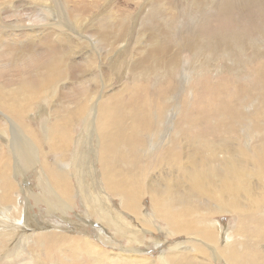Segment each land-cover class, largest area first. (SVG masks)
<instances>
[{
  "label": "bare ground",
  "instance_id": "1",
  "mask_svg": "<svg viewBox=\"0 0 264 264\" xmlns=\"http://www.w3.org/2000/svg\"><path fill=\"white\" fill-rule=\"evenodd\" d=\"M23 1L24 0H16L20 7ZM28 1L31 2L30 0ZM44 1L45 0L42 1L43 5L48 3L47 7L48 5L50 6L49 1L43 3ZM50 1L52 2V0ZM115 1L117 0H112V3ZM189 1V3H191V0ZM13 2L14 0H0V3H2L0 4V19H4L3 11L6 12L5 10L1 9V6H9ZM37 2L39 1H36V4H33L32 0L31 4L37 5ZM56 2L57 1L52 2V5H55ZM83 2L85 1L83 0ZM100 2L101 0H91L90 4L83 8H78V6L66 8H69V10L74 14V18L80 19L83 15H85V17L87 16L86 14H84L86 10L95 7L96 3L99 4ZM135 2L137 3V5L134 12L135 14L137 11L140 13V11L144 10V7L142 6L141 8L140 1L135 0ZM200 2H205V0H192L193 5H197L198 7L202 8V5L204 3L201 4ZM207 2H209V0ZM76 3L81 4L79 0H76ZM159 3L163 5L166 13L165 18L173 15V12L170 11L169 7L167 6L171 3L169 2V0H160ZM229 3L224 4L229 5ZM42 4L39 3L36 8H40ZM54 7L52 9L55 13L56 10ZM225 7H227V5ZM39 8L37 9L39 10ZM101 8H103V6H101ZM128 8L129 7H126L125 9L115 7L114 10L110 8L112 10L109 11L108 9H106L107 16L109 15L110 17L112 15L113 19L122 20L129 13H132L134 15V12H132ZM147 8H149L148 5H146V9ZM12 11V13L9 12L7 14L10 16L5 15L6 18H11V16L19 17L22 14L21 9L19 11L16 7ZM40 11H43V9H41ZM44 14L46 13L43 12V15ZM53 14L52 16L54 17ZM141 15H143V13ZM45 16L42 18L38 17L39 24L37 26L33 25L34 27H26L22 32V34L24 35L23 38L25 36L36 34L33 39H38V45L40 46V48H38L37 50H35L37 45H33L28 41H22V39H16L13 43H8L6 41L7 38L0 41V134L3 137L5 135L9 136V141L12 137V144H8L7 148L6 146L5 148H3V146L0 147V248L4 247L3 242H8L10 240V237H14V235L18 233L20 229V233L23 234L25 238L21 240L19 239L20 241L18 242H23L34 237H36L37 242L40 243L57 238L53 231V228L56 227L54 226L55 224L42 225V223L35 218L37 214H35L33 210L35 209V204H45L46 208L44 209V212H46L48 215L54 212H59V210L60 212H68L69 208H73V193L75 192H73L74 190L70 179L73 178L77 173L83 174V167L80 165L78 159L79 153L81 151L78 148L79 145H76V149L73 153L71 152L72 161H69L71 163L64 162V160L66 159L58 160L57 158L53 162L49 161V155L55 154L57 151H59V147L61 149V152H64L65 150L68 151L71 146H74V141L73 139L71 140L67 131L71 119L79 116L84 117V115L86 114L87 106H90V109L84 118V124L89 128L91 127L94 130V135L97 136L96 143L99 146V157L97 158L100 166H102V168L100 169V175H102V179L99 180V186H93L91 189V191L97 190L99 193L86 196L84 198H89V202L87 204L88 207H91L93 209L99 207L97 209L100 210L99 213L102 216L100 220L102 226L101 228H97V236H99L98 238L101 240L99 242H121L122 237H126L127 234V230L124 229V227L128 224L123 221L124 217H122L123 215H121V211L119 212L112 209L111 203L108 200V198L111 197L110 193L112 195H114V193H116L117 195L120 194L121 204L123 205L124 209L130 210V212L132 213H126L125 211L123 214L131 216L134 222L136 219L140 218L142 222L147 223H144L147 228L139 224L140 229L131 230V232H137L138 234L137 236H132L131 238L129 237L131 239L130 242H144V233L151 232L150 228L156 225L155 219L160 218L163 219L170 227L171 230H169V233L171 235L177 233H188V235L195 236L190 237L189 241L191 240L201 242V244L198 243L193 244L192 247L189 246L188 249L190 251L187 252L186 256H183L181 254L183 251L181 249L182 246H179L181 243H177L173 248L174 251H172L171 253H166V251L162 252V254L158 257L160 263L156 259H153L144 254H137L136 252L141 250H138L135 245H123L122 247H126H121V250L128 252L110 253L113 263L116 264L121 258H126V260L128 259V261L130 259L131 263L133 264H204V262L201 261L202 259L210 261L209 258L211 256L212 258L213 256H216L218 261L224 260L226 264H264V255H261L263 260V262L261 263L260 261H258L260 252H255L253 250L254 244H259V242L264 241V212L263 208H260V206L264 204V147L259 151L257 155L252 156L245 148H242L238 142L233 143L234 146L231 147V143L224 141L221 144L222 147H218L217 144L211 143L210 141H207L205 139L206 143L204 142V144L209 150L208 155L210 157V154H215L214 158H211L210 161L209 157L204 156L203 158L198 159L199 157L194 158L192 157V155H187L185 156L186 158H184L185 161H181V163L178 160L177 156H171L170 159L173 161V167L174 169L177 168V170L175 171L179 174L178 180H174L173 183L166 179H164V181L162 182V180H158L156 178L152 179L150 183H147V185L145 184V186H143L139 181H135V179L133 180L131 178V174L125 173V178H122L121 176L123 174H119V172H121V169L118 163H121L122 165L127 164V167L128 165L129 167H134L135 164L140 161L138 150L140 148H143L142 146L146 144V142L144 143L142 139V134L144 133V131L151 129L150 133L152 134L153 138L151 141V145H149L148 148V151H150L151 153L153 148L155 151V149L159 147V144L157 142H163V145L173 142L172 135H174L173 132L177 127V121L173 123L171 122V126L166 125L168 122H163L165 116L159 119V114H157L156 119L153 115L150 114V112L148 114L144 113V115H141V113L143 112L142 109H138L139 106H134V112L131 116L129 115L126 118L122 115L111 113L110 111L117 110L119 108L117 101L115 102V98L117 97L116 92L118 90H107L111 84L107 81L108 77L103 75L106 71L104 63L101 62L103 58L102 55L104 54L99 56L96 52L89 50L88 53H86L85 51L86 55H82L83 52L79 53L78 51L88 47L86 45L84 46V42L79 39L80 36L83 35V33L76 38L74 37L73 32V34L68 32L69 29L68 31H66V29L64 32V28L66 26H62L63 31L61 33V30H56V27L59 25H56L55 27V25L51 24H56L57 22H55L54 20V22H51L50 20L51 23L48 24L49 21L47 22V20L49 18L48 16L47 18ZM138 17L139 15L137 16V18ZM133 18L135 19V15ZM17 19L15 21H17ZM50 19L52 18L50 17ZM86 19L90 18L87 17ZM151 19L157 21L155 20V18L153 19V15L148 18V14L143 19V21L146 20L150 22L152 21ZM6 20L8 19H5V21ZM6 25H4L3 23L2 27H5ZM21 25L22 24L18 26ZM163 25L164 28L162 27V32H164L165 34L166 32H170L171 27L167 24ZM112 26L110 28H107V26V29L105 28L104 31L99 32L98 38L95 40V43H104L108 48H111V50L107 49L108 51L110 50V52L115 46L119 47V45L124 41V39L122 41L121 39L125 37V34H127L129 30L125 25V22L124 24H115V27ZM2 27L0 26V30L2 29L1 32H3V29L4 31L8 29ZM12 27L14 26H11V28ZM136 28L137 27L133 28V32L137 31ZM56 31H58V33ZM147 31L148 30L143 29L138 33V47L136 46L137 48L135 50H126V60H124V65H126L127 68L126 71H141L143 74H157V72L159 71L162 72L165 76H170L172 72L170 71V69H175V67L179 63L183 65L181 52L184 48L189 49L190 51L195 53V55L199 50H202L204 51V53L211 54L212 56L220 51V49L224 46L228 47V49L230 47L232 51V45L234 44V42L238 43V45L240 44L241 47H244L245 45V38L240 33H234L231 39H226L227 37L225 38L220 35H214L207 42L203 41V39H201L198 34L195 35L190 33L180 36L178 38L177 44L171 45L168 41V34L166 36H163L164 39H161L159 37L155 39V36L152 37L149 33H147ZM84 35L86 36H82L81 39L87 37V34ZM19 37L21 38V36ZM131 37L132 36H130V39ZM77 52L81 55L82 59L76 61L77 56L74 57V55H77ZM129 57L130 59H128ZM5 59H7V61ZM119 63H122V60ZM112 68H115V65H112ZM260 71L261 73L259 74L261 78L263 77L264 80V71H262V69ZM187 80L189 82V79ZM63 81L64 83L65 81H67L65 83V91L59 92L58 86L62 85L60 82ZM178 83V86L177 84L173 85L169 90L166 91V93L162 97L170 101L171 99H174V101L170 103V106L172 108L174 105H176V95L173 94L179 90H186V86H180V82ZM262 87L264 94V84ZM104 97H107L110 100L106 104H104L103 102ZM48 98L53 99L50 104L49 110L46 107L43 108L40 113L42 116L45 115V117L46 114H48L49 116L54 117V120L51 121L50 124H48L47 128L43 126V128L40 129L29 122V119H31L30 117L33 115L32 111L35 108L36 104L40 101L48 102ZM164 103L165 102H163V104ZM107 104H109L108 107ZM250 107L251 106L247 108L249 109ZM176 108L177 106L174 107V109ZM261 109L259 110V112L254 114L249 111H245L243 112L242 116L244 119H247L252 115H256V118L262 117L264 112L262 113ZM170 110L171 109H169V111ZM163 113L166 114L165 112ZM37 114L39 113L37 112ZM41 115L38 116L40 117ZM63 115H65V117ZM151 116H153L154 119H152ZM166 117L169 116L166 115ZM59 118L63 120L60 121ZM263 122L262 120L261 122H257V131L261 132L264 130ZM154 124H156L158 127L157 131H153ZM130 128L137 130L138 135L135 140L131 135L127 136ZM162 131L167 132V135L165 136L167 137L166 139L165 137L164 139H161L160 137L156 136L157 133H160ZM82 137H80L79 143L81 142ZM261 138L263 137L261 136ZM176 140L177 139L174 138V142ZM180 140L182 142V138ZM124 142L129 145L131 149H127L126 151L122 150L121 145ZM175 144H177V142H175ZM260 144L264 146V138L260 142ZM253 147L257 149V146ZM215 148H218L220 150H216ZM145 153L148 152L145 151ZM220 153H223V155H220ZM39 164L41 166H39ZM72 167L75 168L74 173L72 171ZM98 172L99 170H95L96 174ZM109 176H114V179L110 180L111 178ZM254 177L258 181L257 183H259L258 188L256 186H253L252 184V179ZM32 179L35 180L36 183H32ZM180 180L182 181L181 183ZM184 183H187V186L182 185ZM83 184H85V182L81 180L76 188V191L77 189L81 191V194L79 196L87 194L89 191L88 187H85ZM104 184L106 185L104 187L109 191H106L105 188H103L102 185ZM246 184L249 185L246 186ZM36 188L39 189V191L37 190L38 192H35ZM254 188L259 189V191L255 192ZM22 190L26 191L25 194L23 192V197H21L22 195H20ZM243 192H245L248 197L247 204L242 203L240 201L241 198H238L240 196V193L243 194ZM16 194H18V196H15ZM145 194H148L150 197L152 203L151 205L155 210V215H151L150 211L148 212L149 209H146L142 204V196ZM107 196L109 197L107 198ZM201 196H207V198H209V201L204 202L203 199H200ZM192 197H195L196 199L193 201ZM15 199H19L18 205L24 208H22V210H24V213H22V210L18 209L19 207L17 206L19 216H13L9 211V209L12 208L16 209V205H14V203H16L17 201ZM224 212L240 213L243 215V218L247 220L246 222L244 221L238 226V230L236 232L238 235L244 237V239H235L231 240V242L225 241V246H216L215 248V246H212V244L214 245V243L218 241L220 237L219 234L225 235V229L223 226L217 227V225H214V223L210 222V217L214 214ZM261 212V216L255 215L256 213ZM61 215V219L68 220V217L65 213L62 212ZM217 221L218 223H220L219 220ZM104 225L108 226L110 229H114L115 233L109 235L110 233H107ZM126 228L128 229V227ZM157 228H159V226ZM232 235H230L229 237H231ZM60 236L61 237L59 238H63L62 240L60 239V241L63 242L66 240L68 233L62 232V234L60 233ZM77 237L78 236L72 235L67 239L75 240ZM226 239L227 237L224 238V240ZM83 241L90 244H93V242H98L91 239V237H88L87 235L83 236ZM27 242L29 243V241ZM57 242H59V240ZM232 242H234V244H232ZM24 243L25 242H23V245ZM95 245L96 247L94 248L96 249H94L93 256H95L96 254L97 258L100 259L102 252H105L104 248H102V246L99 244ZM239 247H245L246 250L244 252L243 250H238ZM17 248L18 247H16V249ZM208 248H210V251H207ZM20 249L18 248V252ZM85 249H88V247H86ZM196 252L201 253L199 259H195L198 257L193 253ZM11 255L16 254L12 253ZM114 259H117V262H115L116 260L114 261ZM40 263L42 262H39L38 264ZM211 263L213 262L211 261ZM22 264L33 263L22 262Z\"/></svg>",
  "mask_w": 264,
  "mask_h": 264
},
{
  "label": "rangeland",
  "instance_id": "2",
  "mask_svg": "<svg viewBox=\"0 0 264 264\" xmlns=\"http://www.w3.org/2000/svg\"><path fill=\"white\" fill-rule=\"evenodd\" d=\"M30 1L32 2V0ZM36 1H39L37 2L38 4L39 3L42 4L43 0L41 1L33 0V4L34 3L36 4ZM46 1L50 2V6L48 5L47 7L48 3L44 5L42 4L43 6L41 5L40 8L37 7L39 8V10L36 8L38 4L33 5L28 0H24L23 3L21 2L22 3L21 7L16 2V0H14V2L9 5L11 8L8 5H6L5 7L1 6V9L5 10L6 12L3 11L4 19H0V26L2 27L4 23V25L6 24L7 25L5 27L3 26L2 28H5V29L10 28V29L9 30L7 29L6 31H4L3 29V32H1L2 29L0 30V41L2 39L5 40L7 38L6 41L8 43H13L16 39H22V41H26V42L28 41V42H31L33 45H37L35 49L37 50L38 48H40V46L38 45V39L36 40L33 39L36 36V34L25 36L23 38L24 35L22 34V32L26 27H29V26L34 27L35 25L37 26L39 24L38 17L42 18L46 14H49L52 19H50L49 15L45 16L46 18L47 16L49 18L47 20V22L49 21L48 24L54 21L57 22L56 24L54 23H51V24L55 25V27L56 25H59L56 27V30L57 29L58 31L61 30L60 31L61 33L63 31L62 30L63 27L66 26L64 28V32L66 29H67L66 31H68L69 29L68 32L70 33L73 32L74 34L73 33L72 34L76 38L80 36L82 33H83L82 36H86L84 34H87L86 38L81 39L82 36H80L79 39L84 42V46L86 45L88 47L79 50L78 51L79 53L83 52L82 55H86V53H88L89 50H92L96 52L99 56L104 54L102 55L103 58L101 62L104 63V66L106 67V71L103 75L108 77L107 81L108 83L111 84L110 87L108 86L109 88L107 90H112V89L118 90L116 92L117 97L115 98V102L117 101L119 108L117 110L110 111L111 113L119 114L126 118L127 116L132 115V113L134 112L133 110L134 106L135 107L139 106L138 109L139 110L142 109V112H143L141 113V115H144V113L148 114L150 112V114L153 115L155 118L157 114H159V119L165 116V118L163 119V122L167 121L168 123L166 122L167 123L166 125L171 126L173 122L177 121L176 123L178 125L176 124L177 127L175 128V131L173 132L174 135H172L173 142L163 145V142L159 141L157 142L159 144V147L155 149V151L153 148L151 153L150 151H148L149 145H151V141L153 138L152 134L150 133L151 129L144 131V133L142 134V139L144 143L146 142V144L142 146L143 148H140L138 150L140 161L136 163L137 165L135 164L134 167H129L128 165L127 167V164L122 165L121 163H118L121 169V172H119V174H123L121 176L122 178L124 177L125 173L131 174V178L133 180L135 179V181H139L143 186H145V184L147 185V183H150L152 179H156V178L158 180H162V182L164 181V179H166L173 183L174 180L175 181L178 180L179 174L175 171L177 170V168L174 169L173 163H172L173 161L170 159V157L175 155L178 157V160L180 162L185 161L184 158H186L185 156L187 155H190V156L192 155V157L194 158L199 157L198 159L203 158L204 156L209 157L208 155L209 150L204 144L205 139L207 141H210L211 143L217 144L218 147H222L221 144L224 141L231 143V147L234 146L233 143L238 142L240 146L242 148H245L248 151V153H250V155L252 156L257 155L259 151L264 147L262 144H260V142L264 138V135H263L264 130L261 132L257 131V122H261V120L262 122L264 121V114L262 117H259V118H256V115L255 116L252 115L249 118L244 119L242 116L243 112L245 111H249L254 114V113L259 112L261 108H262L261 109L262 113L264 112L263 111L264 110L263 109L264 94H263V87H262L264 84L263 83L264 80H263V77L261 78L259 74L261 73L260 71L261 69L262 71H264V0H237V1L236 0H232V1L230 0L229 1L228 0H213V1L209 0V2H207L208 0H205V2H200L201 4L204 3L202 5V8L198 7L197 5L196 6L193 5L192 0H191V3H189L190 2L189 0H169V2L171 3L167 6L169 7V10L173 12V15L172 16L170 15L167 18H165L166 13L163 8V5L159 3L160 0H138L140 1L141 8L143 6L144 10L140 11V13L137 11L136 14L134 12L136 5H137L135 0H117L113 3H112V0H101V2L99 3L100 6L98 3H96L95 7L86 10L84 14H86L87 16L85 17V15H83L80 19L74 18L73 17L74 14L69 10V8L75 7V6H78V8L80 7L83 8L87 6L88 4H90L91 0L90 1L84 0L86 3L83 2V0H79L81 4H77L76 0H55L58 2V4L57 2L56 4L54 3L55 5H52V2H55L54 0H52V2L50 0H45L43 3H45ZM224 3H229V5L224 4ZM146 5H148L149 8L146 9ZM226 5L227 7H225ZM52 6L57 7V8L54 7L56 10L55 13H54V10L52 9L53 8ZM101 6H103V8H101ZM13 7L14 8L16 7L19 11L21 9L22 11L21 16L19 17L11 16V18L10 17L6 18L5 15H7L9 12L10 13L13 12L12 11L14 10ZM66 7H69V8L67 9ZM113 7L123 8V9H125L126 7H129L128 9L134 12L135 19L133 18L134 15L132 13H129L126 17H124L125 19L124 18L122 19L123 22L122 20L113 19L112 15L110 17L109 15L107 16L106 9H108V11L112 9L114 10ZM41 9H43V11H40ZM97 9L98 10L100 9L99 12ZM43 12L46 14L43 15ZM141 12L143 13V15H141L142 14ZM99 13L103 16H101ZM52 14L54 15V17L52 16ZM147 14H148V18L153 15V19L155 18V20L157 21H154L152 19H151L152 21L150 22L146 20L143 21V19L146 17ZM138 15L139 17L137 18ZM7 16H10V15H7ZM87 17L90 19H86ZM5 19H8V20L5 21ZM16 19L17 21H15ZM60 22H61V25H60ZM124 22L127 28L129 29L127 34H125V37L128 40L125 37H123L121 41L123 39L124 41L120 44L121 46L120 45L119 47L115 46L114 48H112V51L110 52L111 48H108L107 45H105L104 43H98V42L95 43V40L98 38L99 32L104 31L107 26H108L107 28H110L112 25H113L112 27H115V24H118V23L124 24ZM20 24L22 25L18 26ZM163 24H167L171 27L170 32H166V34L162 32L161 29L162 27L164 28ZM133 25L137 27L136 32L135 31L133 32V28H135ZM11 26H14L15 28L12 27L13 28L12 29ZM143 29L148 30L147 33H149L152 37L155 36V39L158 37L161 39H164L163 36H166L168 34L167 35L169 36L168 41L171 45H176L178 38L180 36L187 35L190 33L195 34V35L198 34L199 37L203 39V41L205 42H207L214 35L215 36L220 35L225 38L227 37L226 39L228 38L231 39L234 33H240L245 38L244 39L245 45L244 47H241L240 44L239 46L238 43L234 42L235 45L234 44L232 45L233 46L232 51L230 47L228 49V47L224 46L225 48L222 47L220 51H218L215 55H212V56L211 54L204 53V51L199 50L196 53L197 57L195 53H193L187 48H184L181 52V59L183 60L182 61L183 65L179 63L175 67V69L173 68L170 69V71H172L170 76H165L162 72H159V71L157 72V74H143L141 71L139 72H131L128 70L126 71L127 68H126V65H124V60H126L125 59L126 50L127 49L135 50L138 47L137 45L138 44L137 40H138V35H139L138 33L141 32ZM58 31L56 32L58 33ZM129 35L132 36L131 39ZM19 36H21V38ZM107 49H110V50L108 51ZM78 52L76 53L77 55H74V57L77 56L76 61L82 59L81 55ZM120 59L122 60V63H119L121 62ZM128 59H130V57ZM5 60L7 61V59ZM112 65H115V68H112ZM187 79H189V82ZM66 82L67 81H65V83ZM178 82H180V86H183V87L186 86V90L185 91L179 90L173 94V95H176L175 96L176 105H174L172 108L170 106V103L174 101V99L170 98L171 99L170 101L162 97L166 93V91L169 90L173 85L177 84L178 86L179 85ZM183 82H184V85H183ZM60 83L62 85L58 86V89H59V92L60 91L63 92L65 91V83L64 81ZM52 100L53 99L48 98L49 103L47 101H40L36 104L35 108L32 111L33 115L31 114L32 115L30 117L31 119L28 118L29 122H31L35 127L42 129L43 126H45L47 128L48 124H50V122L54 120V117L49 116L48 114H46V117H45V115L42 116L40 113L43 108L47 107V109L49 110ZM159 100L161 101V103ZM109 101L110 100L107 97L103 98L104 104H106ZM163 102L165 103L163 104ZM109 104H107V107L109 106ZM176 106L177 108L174 109V107ZM249 106L251 107L248 109L247 107ZM89 107L90 106H87L86 114L84 115V117L79 116V117H75L74 119H71V122H70V125L67 131H68V135L70 136L71 140L73 139L74 141V146H71V148L68 149V151L65 150L64 152H61V149L59 147L58 148L59 151H57L55 154L49 155V161L53 162L57 158L58 160L66 159L64 160V162H69V161H72L71 155L76 149V145L77 146L79 145L78 148L81 151L79 153L78 159H79L80 165L83 167V168L81 167L83 174L77 173L76 175H74L73 178L70 179L71 184L73 186V190H74L73 192H75L73 193V199H74L73 208H69L68 212H65V211L60 212L59 210V212H54L48 215L46 212H44V209L46 208L45 204H39V205L35 204V209L33 210V212L37 214L35 218L38 219V221L41 222L42 225H49V224L54 225L55 224L54 226L56 227L53 228V231L55 235L57 236V238L48 240L47 242L40 243V242H37L36 237H34L32 239L23 241L25 242L23 245V242H18L21 239L25 238L23 234L20 233L21 232V229H20V231L16 233L14 237H10V240L8 242H3L4 247H1L2 249L0 248L1 249L0 250V264H22V262L23 263L24 262L33 263V264H38L39 262H42L40 264H76V263L77 264H100V263L101 264H115L113 263V260L111 259L110 253L128 252V251L121 250V247L123 245H127V246L135 245L138 250H141V251H137L136 252L137 254H144L153 259H156L159 262L158 257L162 254V252L166 251V253H171L172 251H174L173 248L175 247L177 243H181L179 246H182L181 249L183 251L181 254L183 256H186L187 252L190 251L188 249L189 246L192 247L193 244H198V243L201 244V242H196V241H191V240L189 241L190 237H195V236L188 235V233L187 234L177 233V234L171 235L169 233L170 232L169 230H171L170 227L161 218L155 219L156 225L150 228L151 232L144 233L143 235L144 242H141V243L130 242L131 241L130 238L132 236H137L138 234L137 232H131V230L140 229L139 224L146 227L145 224L147 223L142 222L140 218L136 219L134 222L131 216L123 214L125 211L126 213H131V212L128 209L126 210L124 209L123 205L121 204V198H120L121 195L119 194L120 195L119 196L116 193H114V195L110 193L111 197L107 196V198L109 197L108 200L111 203L112 209H114L115 211H119V212L121 211L122 213L121 215H123L122 217H124L123 221L126 224H128V225H125L124 227V229L127 230L126 237L125 236L122 237L121 242H113V243L99 242L101 240L98 238L99 236H97V228L98 227L101 228L102 226L101 225L102 223L100 222L102 216L99 213L100 210L97 209L99 207H96L95 209L88 207L87 204L89 202V198L88 199L84 198L86 196L99 193L97 190L91 191V189L93 186L94 187L99 186V180L102 179V175H100L101 173L100 169L102 168V166H100L98 158H97L99 157V154H98L99 146L96 143L97 136L94 135L93 133L94 130L91 127L89 128L87 127V125L85 126L84 124V118L90 109ZM167 109L168 111L169 109L171 110L168 112ZM37 112L39 114H37ZM163 112H165L166 114H164ZM38 115H41V116L39 117ZM166 115L169 117H166ZM63 116L65 117V115ZM153 116H151L152 119H154ZM59 119L60 121L63 120L61 118ZM263 126H264V122H263ZM153 128H154L153 131L158 130V127L156 124H154ZM133 130L134 129L130 128L129 133H127V136L131 135L133 139L135 140L138 134H137V130H134V131ZM165 132L166 131L157 133L156 136L160 137L161 139H164V137L167 135V132L166 133ZM177 132L179 135L177 134ZM180 134L182 137L180 136ZM0 136H1L0 137V142H1L0 147L3 146V148H5L6 146L7 148L8 144L10 143L12 144L11 142L12 137L10 138V141H9V136L5 135L3 137L1 134ZM178 136H179V140H178ZM261 136L263 138H261ZM80 137L82 138H81V142L79 143ZM166 138L167 137H165V139ZM174 138L177 139L175 141L177 142V144H175ZM181 138H182V142L180 140ZM253 146H257V149H255ZM236 147H239V146H236ZM121 149L126 151L127 149H131V148L129 145H127L124 142L121 145ZM188 149H189V152H188ZM215 149L220 150L218 148H215ZM145 151L148 153H145ZM220 155H223V153H220ZM214 156L215 154L213 155L210 154L209 160L211 161V158L213 159ZM39 166L41 165L39 164ZM72 169L74 173L75 168L72 167ZM95 170H99V172L96 174ZM109 177L111 178V179L109 178L110 180L114 179V176H109ZM81 180L85 182V184L83 185L85 187H88L89 191L87 194L79 196L81 194V191L79 189H77L76 191V188ZM31 182L36 183V181L33 179ZM181 182L182 181L180 180V183ZM257 182L258 181L254 177L252 179V184L253 186H256L258 188L259 183ZM186 184L184 183L182 185L187 186ZM248 185L249 184H246V186ZM102 186L103 188H105L104 186L106 185L104 184ZM37 190L39 191V189L36 188L35 192H38ZM105 190L109 191L106 188ZM254 190L255 192L259 191V189H256V188H254ZM23 192L25 194L26 191L22 190V192L20 193V195H22L21 197H23ZM15 196H18V194H16ZM238 198L242 199V200L240 199L242 203L244 204L248 203L247 202L248 197L245 194V192H243V194L240 193V196ZM195 199H196L195 197H192L193 201ZM200 199H203L204 202L209 201V198H207V196H201ZM15 200L17 201L16 203H14V205H16V209L12 208V209H9V211L11 212L13 216H19V212L17 208L19 207L18 209L22 210L23 207L18 205L19 199H15ZM82 203L85 205H83ZM142 204L145 206L146 209H149L148 212L150 211L151 215L152 214L155 215V210L153 206L151 205L152 203H151V200L148 194H145L142 196ZM260 208H263V212H264V204H262ZM23 211L24 210H22V213H24ZM62 212L67 215L68 220H63L60 218V216H62L61 215ZM261 214L262 212L256 213L255 215L261 216ZM217 220H219L220 223H218ZM244 221L246 222L247 220L243 218V215L240 213H236V212H230V213L224 212V213H217V214L212 215L210 217V222L214 223V225H217V227L223 226L225 229L224 231L225 235L219 234L221 237V238L219 237L220 240L218 239V241L214 243V245L212 244V246H215V248L216 246L223 247L226 245V242H231V240L244 239V237L236 233L238 230V226ZM91 222L94 224H92ZM104 226H105L107 233H110L109 235L115 233L114 229H110L106 225ZM158 226L159 228H157ZM126 227H128V229ZM62 232L68 233L67 238H69V236H72V235L78 236V237L75 240H70L66 238L65 241L61 242L60 241L61 238L59 237H61L60 233L62 234ZM86 235L88 237H91V239L96 240L98 242H93V244L84 242L83 236H86ZM230 235L232 236L229 237ZM224 236L227 237L226 240H224L225 238ZM58 240L59 242H57ZM27 241H29V243ZM95 244H99L102 246V248H104L105 252L103 253L101 250L102 255L100 259L97 258L96 254L95 256H93L94 249H96L94 248L96 247ZM232 244H234V242H232ZM16 247H18L19 249L21 247L19 252H18V248L16 249ZM86 247H88V249H85ZM125 247L126 246L122 248H125ZM253 247H254L253 250L255 252L257 251L260 252L258 261L262 263L263 260H262L261 255H264V241L259 242V244H254ZM238 250H243L244 252L246 248L239 247ZM207 251H210V248H208ZM12 253L13 254L15 253L16 255H11ZM193 254H195V256L198 257L195 259L200 258L199 256L201 255V253L196 252ZM109 259H110V262H109ZM209 259L210 261H207L205 259H202L201 261L204 262V264H226L224 260L218 261L216 256H213V258L211 256ZM114 261L117 262V259H114ZM118 261L119 262H117L116 264H133L131 263L130 259H129L130 261L129 262L128 259L126 260V258H121ZM211 261L213 263H211Z\"/></svg>",
  "mask_w": 264,
  "mask_h": 264
}]
</instances>
